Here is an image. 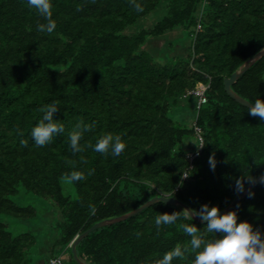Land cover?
<instances>
[{
    "label": "trees",
    "instance_id": "16d2710c",
    "mask_svg": "<svg viewBox=\"0 0 264 264\" xmlns=\"http://www.w3.org/2000/svg\"><path fill=\"white\" fill-rule=\"evenodd\" d=\"M52 2L57 27L47 34L37 31L46 21L27 0H0V264H50L63 261V251L70 252L64 264H79L70 245L97 221L158 194L222 210L237 195V179L264 172V121L224 88V78L264 46V0H136L142 13L130 0ZM200 84L207 87L199 104ZM232 87L252 103L264 100V56ZM54 102L65 131L36 147L39 109ZM81 121L94 125L82 146L112 134L126 150L118 157L87 147L73 153L68 137ZM188 137L196 138L191 149ZM73 171L86 179L65 182ZM250 191L231 211L264 233V184ZM183 210L156 202L90 232L78 255L90 264H156L177 244L190 246L181 225L219 238L183 214L155 225L158 214ZM194 258L189 252L172 264Z\"/></svg>",
    "mask_w": 264,
    "mask_h": 264
},
{
    "label": "clouds",
    "instance_id": "9594fccd",
    "mask_svg": "<svg viewBox=\"0 0 264 264\" xmlns=\"http://www.w3.org/2000/svg\"><path fill=\"white\" fill-rule=\"evenodd\" d=\"M134 10L137 13L144 12V7L136 0H130ZM27 5L35 9L39 17H42L46 23H38L37 31L51 34L57 27L53 19L52 0H27ZM77 7V11H81ZM248 113L253 117H258L264 121V100L257 99L254 103L248 104ZM44 113L43 118L37 126L31 130V137L36 147H44L53 142V139L65 131L64 125L54 117L59 111L58 103L54 102L39 109ZM94 125H85L83 121L75 125V129L69 133L70 148L73 153H83L85 148H92L95 152L103 154L105 157L111 153L118 157L126 150V143L122 141L119 135L113 136L106 134L102 136L95 145L87 144L82 146L80 141L83 139L85 131H91ZM19 132V130H18ZM19 135L23 136L22 132ZM22 147L28 146V141L21 139ZM81 162L86 163L82 156ZM211 169L214 170L217 161L213 154L209 158ZM89 171L88 175H91ZM184 178L187 175H183ZM62 179L67 183H74L86 179L84 173L73 171L70 174L65 173ZM245 182L255 184L256 177L242 176L236 180L235 190L237 194L245 191ZM259 183L264 184V176L259 178ZM254 192H248V198H252ZM161 202H166L162 200ZM239 207V205H237ZM91 211L95 214V206L90 205ZM183 214L187 218L198 217L202 222H206L204 230L206 233L219 234V238L206 240L201 235V229L195 224L181 225L184 233L191 237L189 245L181 247L179 244L172 250L164 254L162 259L156 261V264H172L174 259H184L189 252L195 253L193 264H264V233L255 228L250 222H239L237 211H229L221 215L218 206L210 207L203 204L199 210L185 209L182 212H172L158 214L155 217V225L159 228L161 225H170L175 223Z\"/></svg>",
    "mask_w": 264,
    "mask_h": 264
},
{
    "label": "water",
    "instance_id": "95a60500",
    "mask_svg": "<svg viewBox=\"0 0 264 264\" xmlns=\"http://www.w3.org/2000/svg\"><path fill=\"white\" fill-rule=\"evenodd\" d=\"M264 56V46L258 51L256 52L254 55H252L251 57H249L248 59H246L236 70H234L230 76L225 77L224 78V88L227 91V93L234 98L237 102L248 106V104L252 103L249 100H247L246 98L242 97L239 93H237L233 87L232 84L237 81V79L242 76L250 67L252 64H254L257 60H259L261 57ZM261 176H264V172H262L260 175H258L257 178V182L255 184H247L245 186V191L243 193L237 194L232 201L222 210H220L221 215L225 214L226 212L231 211V209L235 206V204L237 202H239L240 200H242L245 195L256 185L259 183V178ZM165 200L166 203L169 204H173L176 206H179L181 208L185 209H192L187 203L181 201L179 198L171 196V195H165V194H158L153 196L152 198H150L149 200H147L146 202H144L142 205L138 206L137 208L128 211L124 214L118 215V216H114V217H110V218H106V219H102L100 221L95 222L91 227H89L87 230H85L84 232L78 234L75 239L72 241L71 243V252L72 255L74 257V259L76 260L77 263L79 264H90L88 262H86L85 260L81 259V257L78 255L77 252V244L79 243V241L85 237L86 235H88L90 232L94 231L97 228L106 226V225H110L122 220H126L136 214H138L139 212L143 211L144 209H146L147 207L151 206L152 204ZM194 220L204 223L202 222L198 217H194Z\"/></svg>",
    "mask_w": 264,
    "mask_h": 264
},
{
    "label": "rangeland",
    "instance_id": "374dc122",
    "mask_svg": "<svg viewBox=\"0 0 264 264\" xmlns=\"http://www.w3.org/2000/svg\"><path fill=\"white\" fill-rule=\"evenodd\" d=\"M151 22L150 23H153V19H151L150 20ZM176 31H175V33H170V35L173 37L174 35H176ZM170 37V36H169ZM163 40H165V38L163 37V38H160V39H158L157 41L159 42V43H161ZM194 113V112H193ZM190 119V117H188V120H187V122L188 121H190L189 120ZM185 144H184V147L185 148H188V149H191L192 148V146H195V144H196V138L195 137H188V138H186L185 139ZM49 245H50V243L48 242L47 244H46V247L48 248L49 247ZM46 248V249H47ZM49 249V248H48ZM48 249L46 250V251H48ZM61 254V256H62V258H63V261L66 263V262H68V260L70 259V252H67V251H63V252H61L60 253ZM42 263V261L40 262V264Z\"/></svg>",
    "mask_w": 264,
    "mask_h": 264
},
{
    "label": "built area",
    "instance_id": "2783aa9c",
    "mask_svg": "<svg viewBox=\"0 0 264 264\" xmlns=\"http://www.w3.org/2000/svg\"><path fill=\"white\" fill-rule=\"evenodd\" d=\"M206 85L200 84L199 86H197L196 90L194 91L197 95H199V104L200 102L205 100V95H204V91L206 89ZM50 264H64L63 261L61 260V257H54L50 260Z\"/></svg>",
    "mask_w": 264,
    "mask_h": 264
}]
</instances>
